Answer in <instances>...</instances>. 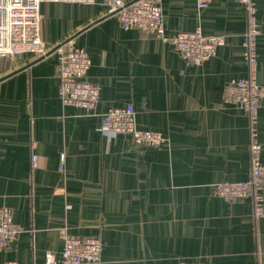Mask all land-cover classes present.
Listing matches in <instances>:
<instances>
[{"label":"crops","instance_id":"0c3cea01","mask_svg":"<svg viewBox=\"0 0 264 264\" xmlns=\"http://www.w3.org/2000/svg\"><path fill=\"white\" fill-rule=\"evenodd\" d=\"M161 4L167 36L201 28L226 44L195 65L156 35L122 28L106 0L41 6L46 44L73 38L91 59L93 114L63 105L56 52L0 58V208L21 228L0 264H45L65 236L100 239L101 264H264V217H254L252 197L229 203L215 193L250 178V120L224 97L229 82L248 77L245 9L239 0ZM255 4L264 86V0ZM128 104L138 127L167 146L103 134V114ZM255 129L264 164V107Z\"/></svg>","mask_w":264,"mask_h":264},{"label":"built area","instance_id":"2783aa9c","mask_svg":"<svg viewBox=\"0 0 264 264\" xmlns=\"http://www.w3.org/2000/svg\"><path fill=\"white\" fill-rule=\"evenodd\" d=\"M162 0H106L109 15L115 16L125 30H137L154 34L170 43L187 62L202 65L226 44L224 35H207L201 28L192 32H180L167 36L163 20ZM211 0H197L200 10L209 7ZM246 12L244 33V59L248 77L232 80L225 89V101L248 114L250 120V178L239 182H222L215 193L226 202L252 197L254 217H264V164L262 146L257 140L255 124L258 109L264 107V86L258 82L257 41L260 25L255 0H239ZM46 3L94 4L95 0H0V58L12 60L30 54L36 58L56 52L59 59V96L64 106L80 108L93 114L99 103L100 90L88 79L91 59L85 49L77 47L74 39H68L57 47L46 44L41 34V6ZM101 131L112 138L129 137L137 147L160 148L167 146L160 133L140 129L132 104L110 108L102 116ZM32 156V165L37 163ZM21 233L15 224L12 211L0 208V252L8 250ZM103 244L94 237L65 236L60 254L48 250L45 264H101ZM2 264H19L7 261ZM173 264H203L200 259H181Z\"/></svg>","mask_w":264,"mask_h":264}]
</instances>
